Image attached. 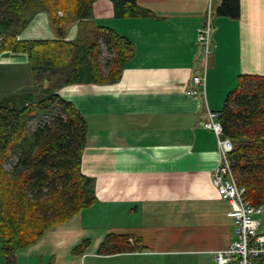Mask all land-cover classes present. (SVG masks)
I'll return each instance as SVG.
<instances>
[{
	"label": "crops",
	"instance_id": "obj_1",
	"mask_svg": "<svg viewBox=\"0 0 264 264\" xmlns=\"http://www.w3.org/2000/svg\"><path fill=\"white\" fill-rule=\"evenodd\" d=\"M220 1L213 17L212 0H135L148 13L129 18L114 17L109 0L92 3L94 23L133 47L117 81L56 91L84 118L80 171L92 179L94 201L0 264H214L213 253L235 239L230 207L211 182L216 139L200 123L238 74L264 75V0H238L235 18L215 14ZM207 15L204 63L196 33ZM75 36L72 25L66 39ZM16 38L53 39L46 13L34 12ZM35 90L25 54L1 52L0 95ZM109 232L135 235L144 248L96 254ZM84 239L88 246L74 254Z\"/></svg>",
	"mask_w": 264,
	"mask_h": 264
},
{
	"label": "trees",
	"instance_id": "obj_2",
	"mask_svg": "<svg viewBox=\"0 0 264 264\" xmlns=\"http://www.w3.org/2000/svg\"><path fill=\"white\" fill-rule=\"evenodd\" d=\"M95 0H0V53H24L36 90L0 95V256L38 239L94 201L92 179L80 171L86 125L74 105L56 91L79 82L113 83L132 56L131 42L96 25ZM116 18L146 16L135 0H109ZM44 11L53 39L19 40L30 16ZM217 16H238V0H221ZM76 26L74 39L66 32ZM107 53L101 63V53ZM84 60V68L81 64ZM101 67H105V71ZM216 119L231 142L227 153L235 182L252 205L264 203V75L238 74ZM35 123L30 128L29 123ZM8 164V168L4 167ZM88 240L72 248L81 254ZM139 237L109 232L96 254L143 249Z\"/></svg>",
	"mask_w": 264,
	"mask_h": 264
},
{
	"label": "built area",
	"instance_id": "obj_3",
	"mask_svg": "<svg viewBox=\"0 0 264 264\" xmlns=\"http://www.w3.org/2000/svg\"><path fill=\"white\" fill-rule=\"evenodd\" d=\"M211 22L207 15L204 24L196 33V41L201 46L204 63L211 50ZM198 76L192 80L198 81ZM216 112L207 111L201 126L213 133L219 161L211 179L218 197L226 201L230 207L229 215L234 227L235 239L226 247L215 251L212 255L214 264H264V234L258 232V222L254 218L260 213L263 204L252 205L244 195V187L238 185L230 170L227 153L231 150L230 140L223 136L216 119Z\"/></svg>",
	"mask_w": 264,
	"mask_h": 264
},
{
	"label": "rangeland",
	"instance_id": "obj_4",
	"mask_svg": "<svg viewBox=\"0 0 264 264\" xmlns=\"http://www.w3.org/2000/svg\"><path fill=\"white\" fill-rule=\"evenodd\" d=\"M214 3H216V0H212V4H211L212 5L211 6V15H212V17L214 16V14H213ZM105 56H107V54L104 52V54L102 55V57H105ZM81 64H83L82 67L84 68V66H85L84 60H82ZM34 123H35L34 121H31L29 123V127L31 128ZM4 167L5 168H8V164H4ZM104 217L106 219L110 220V221L117 220V219H112L111 217H108V216H104ZM259 218H260V221L258 222V228H257V230H258V232L263 233L264 232V203H263V206H262V209H261V213L259 214Z\"/></svg>",
	"mask_w": 264,
	"mask_h": 264
}]
</instances>
